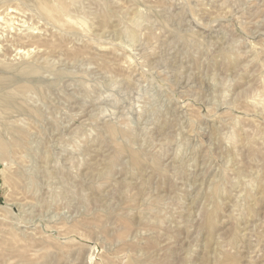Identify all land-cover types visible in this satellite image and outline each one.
<instances>
[{
	"label": "rangeland",
	"instance_id": "rangeland-1",
	"mask_svg": "<svg viewBox=\"0 0 264 264\" xmlns=\"http://www.w3.org/2000/svg\"><path fill=\"white\" fill-rule=\"evenodd\" d=\"M0 264H264V0H0Z\"/></svg>",
	"mask_w": 264,
	"mask_h": 264
},
{
	"label": "bare ground",
	"instance_id": "bare-ground-1",
	"mask_svg": "<svg viewBox=\"0 0 264 264\" xmlns=\"http://www.w3.org/2000/svg\"><path fill=\"white\" fill-rule=\"evenodd\" d=\"M164 25V24H163ZM133 31V30H132ZM135 35V34H134ZM133 38V37H132ZM110 132H111V134L113 135V131L112 130H110ZM129 134V133H128ZM127 136V135H126ZM128 136H130V135H128ZM127 136V137H128ZM113 137V136H112ZM131 137V136H130ZM120 147V146H119ZM120 149V148H119ZM118 149V154L120 153V150ZM122 153V152H121ZM120 157V156H119ZM136 158V157H135ZM135 160V164H137V158L136 159H134ZM211 222H212V217L210 216V214L208 215L207 214V216H206V220H205V225L209 228L210 227V225H211Z\"/></svg>",
	"mask_w": 264,
	"mask_h": 264
}]
</instances>
